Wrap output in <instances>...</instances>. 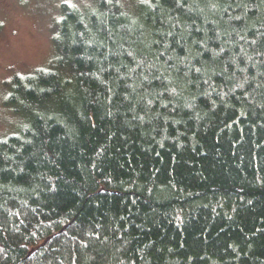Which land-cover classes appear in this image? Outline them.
I'll list each match as a JSON object with an SVG mask.
<instances>
[{"label": "trees", "instance_id": "16d2710c", "mask_svg": "<svg viewBox=\"0 0 264 264\" xmlns=\"http://www.w3.org/2000/svg\"><path fill=\"white\" fill-rule=\"evenodd\" d=\"M122 2L14 79L0 264H264V0Z\"/></svg>", "mask_w": 264, "mask_h": 264}, {"label": "rangeland", "instance_id": "374dc122", "mask_svg": "<svg viewBox=\"0 0 264 264\" xmlns=\"http://www.w3.org/2000/svg\"><path fill=\"white\" fill-rule=\"evenodd\" d=\"M99 0H0V138L15 134L25 123L14 93L16 76L55 66L58 32L64 3L92 5ZM133 9L142 0H120ZM13 98L16 102L12 101Z\"/></svg>", "mask_w": 264, "mask_h": 264}]
</instances>
